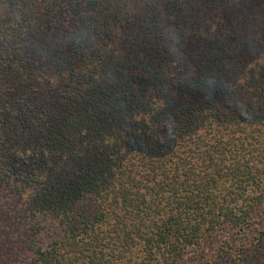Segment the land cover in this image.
<instances>
[{"label":"trees","instance_id":"16d2710c","mask_svg":"<svg viewBox=\"0 0 264 264\" xmlns=\"http://www.w3.org/2000/svg\"><path fill=\"white\" fill-rule=\"evenodd\" d=\"M3 189L0 264H180L246 231L264 201V0H0ZM40 217L64 230L47 248ZM230 262L264 264V227L203 264Z\"/></svg>","mask_w":264,"mask_h":264},{"label":"rangeland","instance_id":"374dc122","mask_svg":"<svg viewBox=\"0 0 264 264\" xmlns=\"http://www.w3.org/2000/svg\"><path fill=\"white\" fill-rule=\"evenodd\" d=\"M11 189H3L0 191L1 200H11ZM96 206L88 201H83L75 210L76 226L82 228L86 223L92 220L96 214ZM39 234L37 235L38 244L42 248H47L55 240H59L64 235V230L59 226L56 219L50 217H40L38 219ZM264 227V201L253 217L250 227L246 231L233 229L231 226L225 227L216 233L199 248L190 249L186 252L180 264H203L213 254H215L219 244L222 241L239 242L250 236L254 231H260ZM33 258L31 253H26L23 262H28ZM17 264H22L18 261ZM228 264H232L231 262ZM236 264V263H235Z\"/></svg>","mask_w":264,"mask_h":264}]
</instances>
